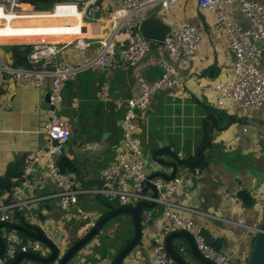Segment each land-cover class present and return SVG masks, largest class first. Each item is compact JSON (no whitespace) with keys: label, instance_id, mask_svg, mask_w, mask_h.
<instances>
[{"label":"built area","instance_id":"built-area-1","mask_svg":"<svg viewBox=\"0 0 264 264\" xmlns=\"http://www.w3.org/2000/svg\"><path fill=\"white\" fill-rule=\"evenodd\" d=\"M180 1L182 0H116L111 10L106 9L107 17L103 15V0H61L55 3L51 10L41 11L54 13V18L64 20V27L71 31L73 40L66 43L34 42L31 44L33 49L28 55L27 65L0 66V79L7 77L24 89H39L50 81L49 105L54 108L48 111V121L43 131L47 145L43 147V152L34 158L32 166L25 168L21 179L12 188L9 200L0 204V223L20 224L21 215L30 204L50 198L57 199L58 206L63 212L74 210L80 221L90 219L93 223L100 215L96 212H85L80 207L85 196L98 197L117 206H136L141 202H154L164 207L167 230L154 239L150 264H178L167 252L166 238L171 233L179 231L188 232L193 236L198 250L206 259L214 264H231V255L216 250L207 243L199 227L188 216L192 210L187 205L172 200V196L186 185L185 177L176 176L170 182L161 178L149 180L153 170L147 161L151 162L152 152L145 149L140 136L141 114L149 109L157 94L182 86V73L194 61L200 50L202 42L200 28L171 14ZM23 5L25 4L22 0H0L1 24L9 23L8 17L12 21L25 20L26 18H23L25 13L31 11H24ZM196 6L205 17L221 26L234 56V63L227 79L203 81L198 84L202 95L211 107L224 112H229L234 107L246 109L262 107L264 2L196 0ZM157 7L160 9L158 15L170 26L169 34L164 42L159 44L144 38L136 30L137 22ZM234 12L246 20L250 27H244L235 19ZM84 21L93 24L91 27L93 34H97L99 25L106 24L107 33L100 37V46L95 53L89 49L91 44L81 41L85 36ZM77 41L79 42L75 45L76 56L61 59L60 55ZM153 45H156L158 55L155 62L162 69V76L153 81H149L143 75L138 76L136 92L124 104L117 157L101 172V184L90 187L78 182L67 171L62 170L60 163L65 157V146L71 137L70 122L58 113L64 100V85L89 71L129 72L140 65L152 51ZM42 50L45 51L44 55L39 54ZM53 141H57V145L54 146ZM33 171L35 174L31 176ZM50 184H54L58 192L37 198L36 192ZM150 184L158 191L156 198L153 197ZM152 210L143 211V229L153 220ZM22 219L24 223L34 225L32 216L25 215ZM237 224L256 237L258 227L248 225L243 216L238 218ZM41 230L58 248L59 262L60 257L66 252L62 232L53 225ZM1 237L5 244V252L0 257V264L12 263L19 254H36L44 258H49L52 254L49 246L16 230L3 227ZM19 264L42 263L24 258Z\"/></svg>","mask_w":264,"mask_h":264},{"label":"crops","instance_id":"crops-1","mask_svg":"<svg viewBox=\"0 0 264 264\" xmlns=\"http://www.w3.org/2000/svg\"><path fill=\"white\" fill-rule=\"evenodd\" d=\"M254 1L264 2V0ZM115 2L116 0H103V15L105 17H107L106 9L111 10ZM171 14L196 24L200 28L202 35L200 50L194 61L182 73V86L157 94L152 100L151 105H153L149 107L150 110L153 108L155 110L150 111L149 116V109L141 114L140 136L148 152H153L161 142L164 146L172 145L173 150L178 151L176 153L183 157V151L179 150L177 139L180 138V135L175 131L179 128L176 129L175 121L169 120L167 110L175 107L179 112L177 117H189L191 120L190 108L196 109L194 116L200 118L201 137L199 143L195 144L192 150V153H195L203 138L204 119L207 115L214 114L207 113L206 107L196 105L191 99L194 98L197 102L207 104L215 111H221L211 107L202 95L198 84L203 81L213 82L227 79L234 63V56L221 26L212 22L198 10L196 0L180 1L179 5L173 8ZM233 16L244 27H250L249 23L236 12ZM47 21H50L51 24L20 26L19 28L39 27L38 30H40L49 26L59 28L65 26V21ZM84 24L85 36L81 41L91 44L89 49L95 53L100 46V37L107 33L106 24L99 25L97 34L91 32L92 23L84 21ZM51 37L61 38L56 43H66L73 40L72 38L68 41H61L67 38L66 36H17L15 37L18 41L16 43L0 44V66H17L11 47L31 45ZM51 40L58 39L51 38ZM78 42L66 49L60 58H74L76 56L75 45ZM39 54L44 55L45 51L42 50ZM157 55L158 52L153 48L140 65L129 72L89 71L64 85V100L58 113L70 122L71 127V137L64 150L65 157L72 161L75 167L77 164L71 154L75 148L85 144H88V148L92 147L93 149L100 146L112 147L104 162L95 164V170H89L84 182L80 180L82 174L73 173L71 169L67 170L78 182L90 187L101 184L102 171L100 167L107 168L117 157L121 141L120 122L124 115V104L135 94L138 76L143 75L149 81L159 79L162 76V69L155 62ZM167 60L171 62L169 58ZM50 87L51 82L48 81L42 88L24 89L15 85L7 77L0 79V177L5 176L7 166L17 159L22 158L28 166H32L34 158L43 152L44 149L39 143V136L43 134L48 121V110L43 105ZM182 111L184 113H181ZM221 112L228 117H238L244 122L238 127L232 124L226 127L227 129L224 131H215L212 141L213 147L204 153L206 157L204 169L193 171L186 167H179L177 176L185 177L187 183L172 196V200L187 205L192 210L188 216L200 230L205 228L215 238L224 239L221 251L232 256L231 264H247L254 234L238 225L237 220L243 216L248 225L258 227L263 218L264 182L261 185L259 180L264 179V170L261 172L258 169L264 168V105L258 109L234 107L229 112ZM151 118L153 119L151 120ZM161 118L165 119V123L163 126L160 124L163 128L159 130L157 122L162 120ZM75 123H78L77 127L74 125ZM143 124L145 126L141 129ZM151 124L153 125L152 128H150ZM105 134H108L106 139H104ZM90 144L93 145L89 147ZM151 168L153 170V167ZM166 173L171 174V169H168ZM244 187L253 188V208H246L236 196V193ZM57 192L56 186L50 184L47 188L38 190L36 197L42 198V196ZM9 197L6 192H3L0 204L6 203ZM94 198L97 199L96 203L91 198L90 204L83 205V197L80 207L88 212H96L100 216L105 214L107 208L103 206L102 201H107L98 197ZM25 215L34 218V225H31L35 228L42 229L53 225L59 229L64 236V248L82 237L90 228V225L83 224L84 220H79L74 210L63 212L55 198L43 199L30 204L21 216L25 217ZM152 215L153 220L148 227L143 229L141 244L126 258L124 264H150L154 239L167 230L164 207L157 206L152 210ZM123 216L128 219L132 229V218L129 215ZM104 231L105 229L100 236L98 235L72 260V264L113 263L117 250L110 251L106 247V237L109 238L110 232L108 230L104 234ZM174 244L178 245L181 251L183 250L182 254L189 264H196L191 253L186 251L187 243L179 240L175 241Z\"/></svg>","mask_w":264,"mask_h":264},{"label":"water","instance_id":"water-1","mask_svg":"<svg viewBox=\"0 0 264 264\" xmlns=\"http://www.w3.org/2000/svg\"><path fill=\"white\" fill-rule=\"evenodd\" d=\"M70 1V0H63ZM136 30L146 39L159 44L163 43L170 31V26L158 15L157 10H153L148 15L144 16L136 24ZM156 48V45H153ZM50 100V90L47 92L44 98L43 107L46 110H54L53 107L49 105ZM223 113V112H221ZM223 115L229 119L227 126H231L232 117L227 116L225 113ZM227 128H220L219 121L214 115H207L203 122V138L195 151L194 159H184L179 156L174 150L172 145L164 146L161 142L158 144L152 152L151 166L154 167L153 173L150 175L149 180L156 178H161L165 181H173L178 175L179 167H186L190 170H201L206 167V162L204 159V153L209 148L213 141L214 130L224 131ZM108 137V134L104 135V139ZM39 143L42 147L47 145V141L44 133L39 136ZM53 145H57V141H53ZM93 144H90L91 147ZM111 146H100L97 149L88 148V144L75 148L71 151L74 161L77 166L72 168L73 173H80L83 176L80 177L81 182H84L85 177L88 176L89 170H95L94 165L104 162L107 153L111 150ZM28 166L26 161L22 158L17 159L14 163L7 166L5 176L0 177V198L3 192H6L9 196L12 194V188L15 183L21 178L25 168ZM82 166V167H79ZM35 168V167H34ZM171 169V174H167L166 171ZM35 172L31 173L34 176ZM150 188L153 191V197L158 196V191L156 188L150 184ZM253 188L244 187L240 189L236 196L241 200L246 208H253L254 206V196L252 195ZM103 206L107 208V212L100 216V218L93 223L90 219L84 220L83 224L90 225L87 232L80 237L70 248L60 257L59 262V250L58 248L49 241L42 230L35 228L23 222L20 224L11 223H0V257L5 252V244L1 237V229L3 227L16 230L24 235L34 238L50 247L52 254L49 258H44L36 254H19L15 261L10 264H19L24 258L29 259L33 262H38L42 264H69L72 260L79 254L88 244H90L98 234L103 230V228L113 219L121 215H129L134 223V236L131 241L119 251L113 260L112 264H124L126 258L141 244L143 239V226H142V214L145 209L157 208V204L141 202L136 206H116L108 202L102 201ZM201 234L216 250L221 251L222 245L224 243L223 238H215L207 229H201ZM183 240L189 246L190 253L194 258L196 264H214L210 260L206 259L201 252L198 250L196 242L193 236L185 231H179L171 233L166 238V249L171 258H173L178 264H189L184 258L179 246L174 244L175 241ZM247 264H264V213L263 218L258 226V233L254 238L252 249L247 261Z\"/></svg>","mask_w":264,"mask_h":264},{"label":"rangeland","instance_id":"rangeland-1","mask_svg":"<svg viewBox=\"0 0 264 264\" xmlns=\"http://www.w3.org/2000/svg\"><path fill=\"white\" fill-rule=\"evenodd\" d=\"M182 9L184 10L185 8L183 7ZM155 10H157L158 14H160L159 7H157ZM33 11H37L35 7H34ZM33 11H31V12H33ZM31 12H28V13H25V14H31ZM37 12H41V11H37ZM21 22H26V23L21 25V24H19ZM40 24H51V22L47 21V20H45V21H41V20L15 21V22L12 23L11 26L13 28H19L20 26H31V25H40ZM6 27H7V24L3 25L0 22V30L5 29ZM19 38H22V37H19ZM51 38H55V39H58V40H51ZM51 38H47L46 40H42V41L43 42H58L61 39L59 37H51ZM42 41H39V42H42ZM12 42L16 43L18 41H16V38L15 37L13 38V36H7V35H1L0 36V44H4V43L5 44H9V43H12ZM154 110H155V108H153L152 110H150V108H149L148 116L151 114L150 111H154ZM195 110H196L195 108H190L191 117H192L191 120L189 119V117H184V118L177 117V116H179V112L175 109V107L174 108H169L167 110V115L169 116V120L175 121L176 129L179 128L178 130H175V131H176V133L178 135H180V138H177V139H178V142H179V150H182L183 153H186L187 151L192 152V150L195 147V144L199 143V140H200V137H201L200 118H195V116H194L195 115L194 114ZM181 113H184V111H182ZM118 117H120V116H118ZM152 119L153 118H151V120ZM161 119L162 120L157 122L159 130H160V128H163L162 126L165 123V119L164 118H161ZM243 122L244 121H241L240 119H238V117H235V123H233V125L235 127H238V126L242 125ZM152 123H153V121H152ZM172 123H173V125H175L174 122H172ZM160 124H162V126ZM74 125L77 127L78 123H75ZM144 126L145 125L143 124L141 126V129H143ZM152 127H153V125L151 124L150 128H152ZM120 133L122 134L121 130H120ZM190 134H192V135L189 136ZM252 158H250V159H252ZM147 162L150 164L149 161H147ZM261 166H263V165H261ZM103 169H105V167L102 168V166H101L100 170L103 171ZM153 169H154V167H153ZM258 170H261V172H262V170H264V168H260ZM263 178H264V174H263ZM259 181H260V184L262 185V183L264 182V179H260ZM91 198H93V201L95 203L97 202L96 198H94V197H90L89 198V197L85 196L84 197V201H83V205L90 204V199ZM84 211H86V210L84 209ZM86 212H88V211H86ZM121 216H123V215H121ZM121 216L113 219V220H115L114 222H109L106 225V228H105V231H104V234H106L108 232V230L110 232V235L108 236L109 238L106 237V247L110 251H112L113 249L117 250V248L120 247L121 243L131 236L130 223L128 222V219L126 217H124V216L121 217ZM100 238H102V237H100ZM72 243L73 242H71V244ZM71 244L67 245V247L65 249L68 250L70 248Z\"/></svg>","mask_w":264,"mask_h":264},{"label":"trees","instance_id":"trees-1","mask_svg":"<svg viewBox=\"0 0 264 264\" xmlns=\"http://www.w3.org/2000/svg\"><path fill=\"white\" fill-rule=\"evenodd\" d=\"M22 1H23V4H25V6H26V7H24V9H26V10L34 9V7H35L39 11H49L52 9V7L55 3H57L61 0H22ZM26 4H28V5H26ZM11 49L13 50L15 63L17 66L28 64L27 58H28V55L32 52V49H33L32 45L13 46V47H11ZM191 100L193 101V103H196V105H201V106L206 107L208 109L207 113L214 114L219 121L220 128L228 127L227 124H228L229 119L226 118L223 115V113H221V111H215L214 109H211L207 104L197 102L194 98H192ZM232 123H235V117H232ZM213 132L215 133V130ZM169 138L171 139V137H169ZM212 147H213V143H211V145L209 146V148L207 150L211 149ZM176 152L178 153V151H176ZM194 156H195V153H192L190 151L183 153L184 159L192 160V159H194ZM204 159H206L205 154H204ZM60 163H61L62 170L67 171V170L74 168L73 162L68 160L66 157H63ZM193 171H195V170H193ZM105 228H106V226L103 228V230ZM102 231L98 235H100L102 233ZM133 236H134V223L132 221L131 236L129 238H127L126 240H124L121 243L120 247L117 248V251H116L117 254L119 253V251L121 249H123L131 241ZM77 240H75L72 244H74ZM186 251L190 252L188 245L186 246Z\"/></svg>","mask_w":264,"mask_h":264},{"label":"bare ground","instance_id":"bare-ground-1","mask_svg":"<svg viewBox=\"0 0 264 264\" xmlns=\"http://www.w3.org/2000/svg\"><path fill=\"white\" fill-rule=\"evenodd\" d=\"M26 7L25 5L22 6V9L24 11H33V9L26 10L24 9ZM60 13V12H59ZM54 13L50 12H34L32 14H25L24 19L25 20H17V21H28V20H60L53 17ZM71 16V15H70ZM10 20L9 23H7V27L3 30H0V36L1 35H10V36H26V35H39V36H66L67 38L61 40V41H68L71 40L73 37L70 35V30L64 28H59L56 26H49L44 27L43 29H39V27H31L30 28H13L11 25L13 22L10 17H8ZM64 21V20H60ZM71 21L73 19L71 18ZM1 22V21H0Z\"/></svg>","mask_w":264,"mask_h":264}]
</instances>
